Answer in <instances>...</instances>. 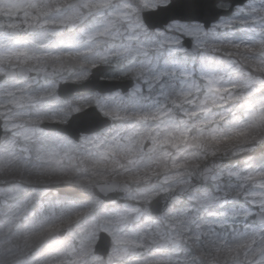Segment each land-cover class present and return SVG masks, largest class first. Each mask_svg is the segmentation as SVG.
Returning a JSON list of instances; mask_svg holds the SVG:
<instances>
[{"label":"snow or ice","instance_id":"1","mask_svg":"<svg viewBox=\"0 0 264 264\" xmlns=\"http://www.w3.org/2000/svg\"><path fill=\"white\" fill-rule=\"evenodd\" d=\"M0 264H264V0H0Z\"/></svg>","mask_w":264,"mask_h":264}]
</instances>
